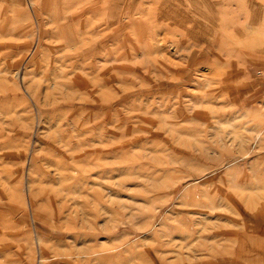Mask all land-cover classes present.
Wrapping results in <instances>:
<instances>
[{"label":"rangeland","instance_id":"1","mask_svg":"<svg viewBox=\"0 0 264 264\" xmlns=\"http://www.w3.org/2000/svg\"><path fill=\"white\" fill-rule=\"evenodd\" d=\"M0 264H264V0H0Z\"/></svg>","mask_w":264,"mask_h":264}]
</instances>
